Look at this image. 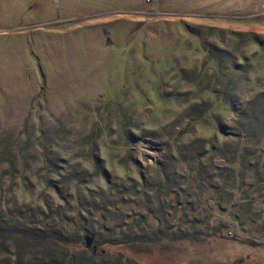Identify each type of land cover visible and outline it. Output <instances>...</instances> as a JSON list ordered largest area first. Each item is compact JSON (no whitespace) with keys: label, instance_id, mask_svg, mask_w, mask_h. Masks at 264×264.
<instances>
[{"label":"rangeland","instance_id":"1","mask_svg":"<svg viewBox=\"0 0 264 264\" xmlns=\"http://www.w3.org/2000/svg\"><path fill=\"white\" fill-rule=\"evenodd\" d=\"M261 94L264 0H0V201L20 210L40 207L46 196L51 210L66 206L71 218L82 206L108 229L170 227L158 243L114 247L140 264H264V222H255L264 189L253 193L243 228L229 213L211 211L210 186L189 180L193 167L182 161L191 157L181 155L206 139L207 149L230 144L253 155L262 170ZM207 104L213 108L203 113ZM199 113L203 120L192 122ZM162 162L161 174L183 178L164 192L176 201V220L138 201L151 197L138 187L141 176L160 181L152 169ZM214 163L225 164L217 156ZM125 189L138 194L125 197L135 203L111 208L118 219H105L107 199L124 198ZM91 199L100 210L86 205ZM201 232L221 238L176 241Z\"/></svg>","mask_w":264,"mask_h":264},{"label":"trees","instance_id":"2","mask_svg":"<svg viewBox=\"0 0 264 264\" xmlns=\"http://www.w3.org/2000/svg\"><path fill=\"white\" fill-rule=\"evenodd\" d=\"M260 96L261 98H259L255 104L260 105L264 102V94H261ZM212 108V104H207L203 113L210 111ZM190 115L189 118L192 122H200L204 117V114L202 115V113H199L198 115ZM221 132L224 134L228 133L224 130ZM248 136L251 137L247 133L245 137ZM234 137L237 139L240 138L238 135ZM218 144L219 143L211 145L209 150L207 149L209 142H207L206 139H197L193 144L186 145L185 148L182 149L181 155L184 156V159H186L187 155L191 157L182 161V163L185 164L186 168L188 164V168L193 167L192 172L195 174V177L189 180H194L193 182L200 181L202 185L201 187H204L205 185L210 186L209 188L213 192V195L211 198L205 200V202L208 201V203H210L213 201V203L208 204L210 205L211 211L216 208L223 213H229L231 221L236 222L237 225H241L244 228V223L246 222V219H248L247 212L254 207V202L251 198L252 195H254L253 193L260 194L264 189V167L261 170L260 164L257 161L250 159L254 157L253 155L250 156L249 154H245V152H240V154L238 152L237 154V152L231 150L230 144L228 147L225 144ZM209 152H211V154L206 161L208 164H205V158L208 156ZM235 154H237V156H235ZM215 156H217V159L225 162L224 167L215 165ZM173 161L176 160L174 159ZM190 161L191 163H189ZM233 164H238L237 172L230 168V166H234ZM137 166L139 167L140 165L137 164ZM164 166H166V164L162 162L152 169L154 174L161 175L160 181L157 180L158 182L145 180L146 175L141 176L142 183L138 184V187L149 191L151 197L147 199V197L141 196V199L138 201L141 203L139 204L141 207L143 205H149L150 203L153 205H160L162 206L160 209L158 208L154 210L156 213H158L159 210H162V216V213L167 211L171 215V218L174 217L176 220L177 216L172 214L174 209L173 206L176 201L173 198H168L167 195L164 197V192L165 190H169V188H166V185L169 187L171 186V183L174 184L175 177L180 179V181L183 178L179 177L178 174L175 176L176 172L169 171L170 173L163 172L161 174ZM174 169L176 171L177 166H175V168L171 167L170 170ZM187 170L188 173L191 171L189 169ZM98 171L100 173V170H97L96 168V172ZM208 172L209 176L207 177L205 175ZM100 174L102 177H106L104 172ZM162 179L166 184L165 182H161ZM211 179H213V182L210 181ZM245 180H248L251 183H247ZM193 182H189L191 188ZM47 184L49 187L57 189V187H53L49 185V183ZM238 185L240 186V189H237ZM255 188H257V190ZM132 189H125L124 192L122 191L121 193H118L122 197L124 195L126 196H124V198H118L115 202H111V200L108 202L106 197L108 211L104 209L105 219L108 217L107 214H110L112 221L118 219V217L112 213L113 211L111 208L120 209L126 204L135 203L134 201H128L127 203V198H125L127 195L131 197L138 196L137 193L129 194L126 192L132 191ZM235 190H238L237 203L233 202V191ZM60 192L56 190V193L59 195ZM106 193L108 192H105V195L108 196ZM94 194L97 197V193ZM110 197L113 199L112 195ZM40 199L42 202L40 207L25 206L20 210H18V206L11 207V199H1L0 264H140L138 261L126 258L121 253L116 252L114 247H123L145 242L158 243L156 242L157 240H164L165 237L170 236L171 233L169 231L170 227L163 228V230L162 228H156L155 230L150 229L144 231L139 228V225H137V228L135 229L126 230L127 222H125L124 225H117L108 229L100 223V220L98 221L94 218L92 210H87V208L82 209V206H80L79 212L76 213L75 217L72 216L69 218L66 214L67 210L64 208L66 206H58L57 209L55 206V210H51V207H49L46 202V196H40ZM92 201L93 200L91 199L86 205L88 204L90 209L93 207L94 209L100 210V204ZM205 202H199L201 213L203 212V203ZM183 204L182 201L181 207ZM223 205L226 207L229 205L227 211L221 210V206ZM187 208L183 209V207L180 208V206H178L180 213H183ZM239 210L245 212L241 214L239 213ZM191 211L193 212L195 210ZM196 211L198 210L196 209ZM205 211L207 210L204 209V212ZM255 218L256 223L264 222V209L259 216H255ZM194 219H196V217ZM124 220H126V218ZM184 220H186V218H184ZM186 222L189 223L188 219ZM201 222H203V220L199 223ZM138 224L141 225L147 223L140 220ZM205 225H207V222ZM109 236H116L122 240V242H117V240L112 239L108 240ZM195 237L197 238V242L205 241L206 239L210 240L211 237H213L214 240L221 238L216 234L203 235V232H201L193 237L190 235L179 237L176 241H194ZM88 241H91V247H88ZM237 264H241V262Z\"/></svg>","mask_w":264,"mask_h":264},{"label":"water","instance_id":"3","mask_svg":"<svg viewBox=\"0 0 264 264\" xmlns=\"http://www.w3.org/2000/svg\"><path fill=\"white\" fill-rule=\"evenodd\" d=\"M87 244H88V247H91V245H92V244H91V241H88Z\"/></svg>","mask_w":264,"mask_h":264}]
</instances>
